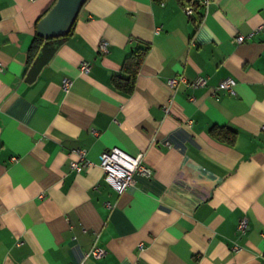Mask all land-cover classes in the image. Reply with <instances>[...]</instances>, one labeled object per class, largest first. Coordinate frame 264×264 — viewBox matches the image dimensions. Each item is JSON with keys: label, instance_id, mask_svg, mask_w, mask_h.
<instances>
[{"label": "crops", "instance_id": "1", "mask_svg": "<svg viewBox=\"0 0 264 264\" xmlns=\"http://www.w3.org/2000/svg\"><path fill=\"white\" fill-rule=\"evenodd\" d=\"M191 1L190 17L179 0H87L31 54L56 0H0V264H264V0ZM137 43L128 95L113 79ZM229 77L234 93L218 90ZM110 147L153 176L116 193L99 165ZM75 148L93 163L81 173ZM94 245L103 258L86 257Z\"/></svg>", "mask_w": 264, "mask_h": 264}, {"label": "built area", "instance_id": "2", "mask_svg": "<svg viewBox=\"0 0 264 264\" xmlns=\"http://www.w3.org/2000/svg\"><path fill=\"white\" fill-rule=\"evenodd\" d=\"M165 1L162 2L164 4ZM183 11L188 16H193L195 13L192 2L183 6ZM238 42L242 41V37L236 38ZM101 53L108 52V43L101 41L99 45ZM81 72L88 73L90 71V63L84 61L81 64ZM185 83L184 77L173 78L169 80V85L174 87L177 83ZM69 80L66 79L64 86L67 88ZM207 83V78L199 77L196 81L191 83L192 87L203 86ZM189 85V84H188ZM235 81L232 78H226L222 80L217 89H223L228 92L234 93ZM71 160L69 161L70 168L78 173L90 168L93 163L87 158V150L85 148H75L71 151ZM144 155L139 154L133 156L119 147H110L105 149L99 157V165L103 169L104 180L110 185V187L118 194L124 193L127 189L135 185L136 176L141 175L146 178L153 176V169L147 166L144 162ZM248 230V221L246 218L240 220L238 224V231L245 234ZM142 246V245H141ZM107 253V250L103 247L94 245L93 248L86 253V257H93L96 259L103 258Z\"/></svg>", "mask_w": 264, "mask_h": 264}, {"label": "trees", "instance_id": "3", "mask_svg": "<svg viewBox=\"0 0 264 264\" xmlns=\"http://www.w3.org/2000/svg\"><path fill=\"white\" fill-rule=\"evenodd\" d=\"M154 1L163 2L165 0H154ZM179 1L181 4H185V3L189 4L192 2L191 0H179ZM192 6L194 7L195 12H197L198 14L199 5L196 2H192ZM74 26L75 23L73 24V27L71 28L69 34L74 29ZM43 41L44 39L37 35V30H36L35 40L30 49L31 54L32 52H36L39 49L40 43H42ZM148 49H149L148 45H141L139 43L135 44L131 48V52L126 57L122 67L124 76H116L113 79V83L118 90L128 95L133 93L135 89L137 75L141 70ZM211 133L219 140L225 141L230 144H233L235 142L237 136V134L234 131L224 128H213L211 129Z\"/></svg>", "mask_w": 264, "mask_h": 264}, {"label": "water", "instance_id": "4", "mask_svg": "<svg viewBox=\"0 0 264 264\" xmlns=\"http://www.w3.org/2000/svg\"><path fill=\"white\" fill-rule=\"evenodd\" d=\"M87 0H56L39 20L37 35L44 40L66 37Z\"/></svg>", "mask_w": 264, "mask_h": 264}]
</instances>
